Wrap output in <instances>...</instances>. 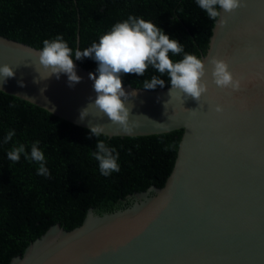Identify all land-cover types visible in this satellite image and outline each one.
<instances>
[{
  "label": "water",
  "instance_id": "water-1",
  "mask_svg": "<svg viewBox=\"0 0 264 264\" xmlns=\"http://www.w3.org/2000/svg\"><path fill=\"white\" fill-rule=\"evenodd\" d=\"M221 11L228 23L221 27L216 20L202 57L208 92L198 102L181 93L171 98V87L123 84L137 93L126 101L129 123L139 125L131 134L102 113L80 120L96 95L89 78L94 72L74 60L80 83L70 87L66 74L43 79V68L36 71L41 49L0 35V66L16 72L0 91L88 130L107 124L110 138L183 131L163 188L137 193L112 213L90 209L72 231L55 225L10 264H264V0ZM211 57L228 62L241 78L239 91L212 82Z\"/></svg>",
  "mask_w": 264,
  "mask_h": 264
},
{
  "label": "trees",
  "instance_id": "trees-1",
  "mask_svg": "<svg viewBox=\"0 0 264 264\" xmlns=\"http://www.w3.org/2000/svg\"><path fill=\"white\" fill-rule=\"evenodd\" d=\"M129 16L143 18L177 39L184 53L202 59L206 55L216 20L198 6L197 0H0V35L43 48L44 40L62 36L73 50L83 51ZM184 53L172 55L173 61ZM85 69L97 72L93 58L78 60ZM157 76L171 87L167 75L149 66L143 76L122 74L125 85L143 89L144 80ZM10 131L15 135L8 143ZM50 112L0 91V264L23 256L28 246L51 227L72 231L80 227L90 209L99 215L124 207L129 197L163 188L178 154L183 131L144 137L101 135L113 153L119 154V172L104 176L91 153L97 138ZM44 153L50 175L38 174L39 163L21 153L18 162L7 152L32 144ZM171 146V147H169ZM168 149V150H166Z\"/></svg>",
  "mask_w": 264,
  "mask_h": 264
},
{
  "label": "clouds",
  "instance_id": "clouds-1",
  "mask_svg": "<svg viewBox=\"0 0 264 264\" xmlns=\"http://www.w3.org/2000/svg\"><path fill=\"white\" fill-rule=\"evenodd\" d=\"M198 6L203 9L212 20H218L220 26L227 25V19H222V11L233 13L237 9L245 6V0H197ZM73 50L63 40L62 36H57L54 40H44L43 48L38 53V65L36 71L43 68L48 79L55 75L57 78L61 74L68 77L69 86L81 82L82 78L77 75ZM169 53L179 55L184 53L182 44L165 34L164 30L151 21L143 18L129 16L123 22H117L110 31L99 38V42H94L91 47L81 51L77 49L74 53L75 60H82L85 57L93 58L97 64V72L90 73L89 78L94 81L93 89L96 93L94 100L90 98V103L81 110L80 120L83 121L90 115H100L108 118L112 125L127 134L133 132V127L129 123L131 108L126 104L130 96L137 95L136 92L127 93L123 88L122 74H136L143 76L148 67L151 66L158 71L161 76L165 74L170 81L171 88L169 96L181 93L184 97H191L200 102L202 96L208 92V81L206 77L205 61L195 55L184 53L183 59L173 61ZM209 63L212 65V82L219 88H230L232 91L241 89V78L234 76L230 71L227 61L218 57H211ZM16 72L13 67L7 64L0 66V85L7 83L9 78H15ZM40 79L34 80L39 83ZM23 87V82H20ZM164 87L165 80L157 76H152L150 80H144L143 89L154 90L157 87ZM45 89H41L43 93ZM169 102V101H168ZM167 103L164 107L166 109ZM195 113V109L190 110ZM217 113L224 111L223 106L215 107ZM160 127L166 124L159 123ZM107 124L89 125L90 135L97 138L96 151L92 152V157L98 161L99 170L102 175L110 176L113 172H119L118 156L115 149L109 148L103 140L98 139L101 135H106ZM15 135L10 131L5 143H8ZM39 142L32 144L30 156L25 151V146L13 147L7 152L10 161L18 162L21 153L30 161L39 163L38 174L42 176L50 175L45 166L44 153L38 148ZM171 147V146H169ZM168 150V149H166Z\"/></svg>",
  "mask_w": 264,
  "mask_h": 264
}]
</instances>
